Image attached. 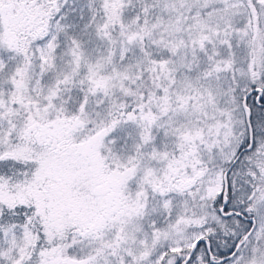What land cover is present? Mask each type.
Listing matches in <instances>:
<instances>
[{"label":"snow or ice","instance_id":"6c2138e0","mask_svg":"<svg viewBox=\"0 0 264 264\" xmlns=\"http://www.w3.org/2000/svg\"><path fill=\"white\" fill-rule=\"evenodd\" d=\"M0 264H264V0H0Z\"/></svg>","mask_w":264,"mask_h":264}]
</instances>
